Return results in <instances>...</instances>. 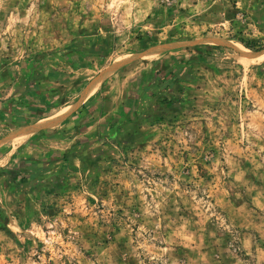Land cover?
Instances as JSON below:
<instances>
[{
    "label": "rangeland",
    "instance_id": "1",
    "mask_svg": "<svg viewBox=\"0 0 264 264\" xmlns=\"http://www.w3.org/2000/svg\"><path fill=\"white\" fill-rule=\"evenodd\" d=\"M2 108L0 264H264V0H0Z\"/></svg>",
    "mask_w": 264,
    "mask_h": 264
},
{
    "label": "crops",
    "instance_id": "2",
    "mask_svg": "<svg viewBox=\"0 0 264 264\" xmlns=\"http://www.w3.org/2000/svg\"><path fill=\"white\" fill-rule=\"evenodd\" d=\"M135 82V81H134ZM94 83V82H93ZM92 83V84H93ZM135 84L136 85H138V87H139V84H140V82L137 80V82H135ZM146 84H149V83H146ZM92 86V85H91ZM90 86V87H91ZM134 86V83H131V87L129 86V87H127V89H125V90H123V91H121V93H122V95H121V97H117V98H114L115 99V102H116V104H117V106H119L120 107V109H122V115H124V114H126L128 111H124V112H126V113H124L123 112V108H126V109H131V106H132V103L134 102H136V100H134L133 98H138L139 97V94L138 93H140V91H139V89H137L136 87H133ZM89 87V88H90ZM101 88L102 87H100L99 89H97V88H95V91L91 94V96L88 98V99H86L85 101H82V99H80L78 102H80L81 103V105H79L78 104V102L76 103V104H74V105H72V104H70V105H68V106H65L64 108H61V109H59L55 114H53V116H50V117H48V118H46V119H50V118H52V117H54V116H56L57 115V113L58 112H60L61 110H65V109H67V110H69V109H71V111L69 112V115L62 121V123L59 125V126H62L63 127V125H64V123H68L69 121H72V120H74L72 123H74L73 125H74V128H78V126H80L81 124H85L86 126L85 127H90V125H92L93 123H94V121H96L95 120V118L94 119H92V118H87V116L89 115V113L91 112V110L88 108V105H87V102H89V100H93V98H95L96 96H98V94H99V91L101 90ZM146 89H147V87H146ZM85 91L86 90H84L82 93H81V95H80V98H82L83 97V95H84V93H85ZM127 98V99H125V100H127V104L126 103H124V98ZM133 97V98H132ZM1 110H4L3 108L2 109H0V117H1ZM87 118V119H85V121H83L81 124L78 122L79 120H80V118L81 119H84V118ZM1 119V118H0ZM3 119H5V117H3ZM75 119H76V121H75ZM40 121H42V120H40ZM40 121H38L37 122V124H39L40 123ZM37 124H35V125H33V126H36ZM32 126V127H33ZM28 128H31V127H28ZM22 129H25V128H20L19 129V131L20 130H22ZM40 130V129H39ZM44 130H49L48 128H46V129H44ZM19 131H17L16 133H14L12 136H11V139L10 140H13V136L15 137L16 136V134L19 132ZM38 131V130H37ZM36 131V132H37ZM36 132H34V133H36ZM21 132H19L18 134H20ZM33 133V134H34ZM17 134V135H18ZM22 156L23 157H26L27 155H25V154H22Z\"/></svg>",
    "mask_w": 264,
    "mask_h": 264
},
{
    "label": "bare ground",
    "instance_id": "3",
    "mask_svg": "<svg viewBox=\"0 0 264 264\" xmlns=\"http://www.w3.org/2000/svg\"><path fill=\"white\" fill-rule=\"evenodd\" d=\"M97 81H95L92 84V86L90 88V91L87 92V94L85 95L84 98H87L90 94H92L95 91V88L97 87V84H98ZM69 112L70 111H68V110L64 111L63 114H62V117L69 115ZM36 128L37 127L29 128L28 130L22 131L20 134H18V135H16L14 137L15 142H20V141H22V140H24L26 138H29V136H31L35 132Z\"/></svg>",
    "mask_w": 264,
    "mask_h": 264
},
{
    "label": "trees",
    "instance_id": "4",
    "mask_svg": "<svg viewBox=\"0 0 264 264\" xmlns=\"http://www.w3.org/2000/svg\"><path fill=\"white\" fill-rule=\"evenodd\" d=\"M248 47V46H247ZM250 48V47H249Z\"/></svg>",
    "mask_w": 264,
    "mask_h": 264
}]
</instances>
